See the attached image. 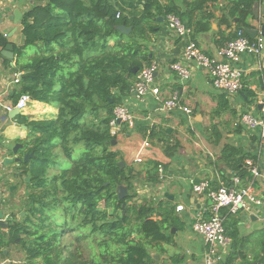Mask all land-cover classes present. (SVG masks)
Instances as JSON below:
<instances>
[{"label":"trees","instance_id":"16d2710c","mask_svg":"<svg viewBox=\"0 0 264 264\" xmlns=\"http://www.w3.org/2000/svg\"><path fill=\"white\" fill-rule=\"evenodd\" d=\"M30 1L20 21L24 45L15 50L14 71L21 74L9 100L15 105L27 95L32 102L55 107L57 113L42 121L14 118L27 129L25 140L17 142L32 158L19 163L13 176L19 182L30 180L28 196L20 201L18 215L7 216L0 241L18 247L25 264H153L148 249L160 253L163 244H173L166 224L175 208L137 197L140 173L127 165L119 167L123 156L112 150L116 137L109 124L135 80L130 69L140 70L150 62L144 39L153 33L156 17L178 16L177 10L172 0H166V6L158 0ZM202 1L197 0L194 9ZM250 3L233 2L228 10V19L241 17L235 31H244ZM138 6L142 10L136 14ZM117 26L131 32L121 34ZM234 37L233 32L230 40ZM7 45L0 34V50ZM29 49L35 51L33 56L26 53ZM139 133L156 139L169 157L177 150L163 131L140 127ZM56 154L69 167L51 176L49 170L55 167L48 156ZM246 157L234 148L223 153L238 175ZM157 168V163L146 164L147 183L159 184ZM119 187L127 189L123 200L117 198ZM220 215L224 220L234 216L225 209ZM175 221L171 227L176 228ZM223 226L226 233L225 221Z\"/></svg>","mask_w":264,"mask_h":264},{"label":"crops","instance_id":"0c3cea01","mask_svg":"<svg viewBox=\"0 0 264 264\" xmlns=\"http://www.w3.org/2000/svg\"><path fill=\"white\" fill-rule=\"evenodd\" d=\"M196 1L172 0L178 13V16H173L188 30L187 39L209 57L214 56L231 39L233 32L236 34L235 30L240 25L241 17H227L232 3L251 1L250 15L244 18L243 32L254 43L261 40L260 61L263 68L259 69L256 56L242 55L236 64L243 76L242 88L233 95L214 89L209 75L192 63L189 64V78L182 80L170 66L174 63L186 66L181 56L185 40L170 28L168 15L156 17L153 33L144 39L150 60L145 66L157 64L151 88H158L160 97L156 99L148 92L139 100L132 92L135 76L130 93L120 98V105L128 108L133 123L129 126L120 122L117 124V134L112 135L116 137L114 149L122 154L124 164L140 173L135 183L137 197L161 204L162 207H183L180 212L174 210L167 219L166 225L174 236L173 244H163L160 253L150 251L153 264H202L205 248L200 237L193 232L192 224L199 215L208 218L210 201L205 196L195 195L193 185L208 181L212 188H250L256 198L264 199V181L254 178L246 166V159H251L253 165L264 172V141L260 139L259 128L248 130L239 122V117L244 113L261 117L255 101L264 92V0H215L211 3L203 0L194 9ZM257 1L260 5L256 9L253 4ZM158 2L161 6L169 5L166 0ZM31 4L30 0H0V34L13 47L12 59H7L9 63L1 56L4 49L0 50V212L4 222V226H0V237L6 234L7 216L15 213L14 209L17 208L15 197L17 194L24 195L29 183L19 187V181L13 176L16 175L17 165L14 162L4 165V160L10 158L6 156L7 145L20 144L17 141H24L26 135H23L25 130L22 125L17 124L14 118H8L3 106L12 105L9 95L18 84L14 80H19L21 74L14 71L15 50L23 46L20 21ZM141 10L142 7L138 6L134 12L139 14ZM15 13L20 14L17 19ZM113 43L110 42V45ZM171 97H176L190 113L173 110L165 114L163 103ZM31 103L35 108H26L19 112V116L42 121L52 119L57 113L53 106ZM140 127L155 128L158 134L165 132L167 141L170 146H175L176 152L171 157L165 155L156 139L149 140L139 133ZM144 143L148 147L144 148ZM226 148L238 149L248 155L243 160L240 175L238 170L232 169L230 160L223 158ZM138 159L140 163H137ZM149 162L157 163L162 169L159 176L157 168V185L144 179V169ZM233 179H238V184ZM12 186L13 193L10 189ZM173 218L176 228L171 227ZM223 221L231 245L216 264H260L264 256V207H254L251 213L239 211ZM0 264H25V260L18 247H7L0 241Z\"/></svg>","mask_w":264,"mask_h":264},{"label":"built area","instance_id":"2783aa9c","mask_svg":"<svg viewBox=\"0 0 264 264\" xmlns=\"http://www.w3.org/2000/svg\"><path fill=\"white\" fill-rule=\"evenodd\" d=\"M168 23L171 29L178 37L185 40L182 51V60L186 66L181 63H174L170 66L172 71L176 72L182 80H187L190 76L189 64H193L195 68L204 70L211 80L212 87L221 93L228 95L237 94L242 88V73L237 68L242 55L250 54L257 57V65L262 70L263 65L261 58V40L250 42L244 35L242 30H237L235 37L227 41L226 44L216 52L212 57L206 56L194 42L189 41L188 30L184 25L173 15H168ZM157 64L152 63L149 66H144L136 74V80L132 88V92L139 100L150 92L156 99L160 97L159 90L156 87L151 88L154 81V74L157 71ZM18 83V79L14 80ZM0 99V105H1ZM29 96L22 95L15 105H5L3 108L7 113L17 109L23 112L29 103ZM258 107H261V117L255 118L248 113H244L239 117L240 124L248 130L260 129V139L264 141V92L259 99L255 101ZM173 110H180L183 113H190V110L179 104L176 97H171L163 103V112L168 114ZM113 118L110 121V134L116 135L118 132L117 121L125 122L129 126L132 125V117L127 107L124 105L116 106L113 110ZM143 147H148L147 143ZM141 160L138 159L137 163ZM246 166L250 174L254 178H261L264 181V172H260L259 168L253 165L250 160L246 161ZM159 176L162 174V169L158 167ZM234 180V179H233ZM235 184H238V179H235ZM192 192L197 196H205L210 201V210L208 218H202L201 215L194 219L192 230L200 237L205 248V254L202 264H216L221 256L227 251L231 245L229 237L225 233L223 226V218L220 215V210L225 209L231 215H236L239 211L251 213L254 207H264V199L256 198L250 188H228L218 186L212 188L208 181H202L193 185ZM182 206L175 208L176 212H180ZM260 264H264L263 260Z\"/></svg>","mask_w":264,"mask_h":264},{"label":"water","instance_id":"95a60500","mask_svg":"<svg viewBox=\"0 0 264 264\" xmlns=\"http://www.w3.org/2000/svg\"><path fill=\"white\" fill-rule=\"evenodd\" d=\"M253 5H254V6L256 7V9H257V8L259 7V5H260V2L257 1V2H255ZM19 16H20L19 13H15V18H16V19H17ZM116 30H117L118 32H120L121 34H124V35H128V34L131 32V29L128 28V27H125V26H117V27H116ZM263 31H264V28H263ZM21 44L24 45V36H23V35L21 36ZM12 53H13V47H12L10 44H8V45L4 48V50L1 52V56L4 57V58H6V59H12V56H13ZM138 71H139V69H138L137 67H134V68L130 69V73L133 74V75H136ZM259 109H261V107H259ZM17 116H19V111H18L17 109H14V110H12L10 113H8V118H9V119H13V118H15V117H17ZM117 124H120V121H117ZM22 127H23L24 130H26V127H25V126H22ZM110 145H111V147L115 146V145H116V141H112V142L110 143ZM21 148H22L21 145H16V146H14V148L10 151V154L14 157V159H12V158H6V159L4 160V165H6L7 163H11V162H14L16 165H18L20 162L23 163V162H26L29 158H32V155H31V154H25V155L23 156V158L20 159V158L17 156V152H18V150L21 149ZM7 149H8V145H7ZM6 153H7L6 155H9V154H8L9 151L7 152V150H6ZM11 155H10V156H11ZM124 166H125L124 162L119 163V167L122 168V167H124ZM25 182L28 183V182H29V179L27 178ZM126 194H127V189H126V187H119V188H118V190H117V198H118L119 200H123V199H125V198H126ZM23 216H24V213H21V217H23ZM0 226H1V227L4 226V222H3V220H2L1 212H0Z\"/></svg>","mask_w":264,"mask_h":264},{"label":"rangeland","instance_id":"374dc122","mask_svg":"<svg viewBox=\"0 0 264 264\" xmlns=\"http://www.w3.org/2000/svg\"><path fill=\"white\" fill-rule=\"evenodd\" d=\"M34 50L33 49H29V50H27L26 51V53L28 54V55H34ZM27 108H30V109H34L35 108V106L32 104V103H29L28 104V106H27ZM27 131V129L23 132V135H26V132ZM114 147L115 146H113L112 147V150L113 151H115V149H114ZM7 150V152L9 151V149H6ZM48 161H49V163L51 164H53V165H51V167H55V169L54 170H49V175H54V173H57V172H61L62 170H65L66 168H68L69 167V163H67L65 160H63L62 158H61V155H59V154H56V155H53V156H48ZM54 164H55V166H54ZM29 179V177H25L23 180H22V182H19L18 183V185H19V187H24L23 185H22V183L23 184H26V179ZM12 188H13V186L10 188L11 189V193H13L14 191H12ZM27 191L24 193L25 195H18L17 194V196L15 197V199H14V201H15V204L17 205V208H15L14 209V211H15V214L16 215H18V211H19V208H18V206L20 205V201H21V203L25 200V197H26V195H27ZM20 194V193H19ZM5 196H7V195H5ZM28 196V195H27ZM21 198H22V200H21ZM141 199V198H140ZM8 203H10L9 201H8ZM22 205V204H21ZM20 216H21V214H20ZM17 217V216H16ZM149 250V252L151 251V250H153V249H151V248H149L148 249ZM21 252V251H20ZM22 253V252H21Z\"/></svg>","mask_w":264,"mask_h":264},{"label":"flooded vegetation","instance_id":"af4514ba","mask_svg":"<svg viewBox=\"0 0 264 264\" xmlns=\"http://www.w3.org/2000/svg\"><path fill=\"white\" fill-rule=\"evenodd\" d=\"M27 134V133H26ZM17 145H21V144H17ZM15 146V145H14ZM14 146H9L8 145V149H9V155H6V156H8V157H10V158H12V159H14V157L10 154V151L14 148ZM22 146V145H21ZM22 148H23V146H22ZM19 149V152H18V157L20 158V159H22L23 158V156L25 155V151L23 150V149ZM11 155V156H10ZM24 163V162H23ZM20 164H22V162H20ZM25 195V194H24ZM21 200H22V198H21Z\"/></svg>","mask_w":264,"mask_h":264}]
</instances>
